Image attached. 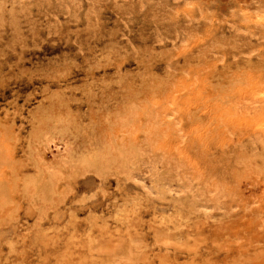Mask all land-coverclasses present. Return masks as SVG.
<instances>
[{
	"label": "rangeland",
	"instance_id": "1",
	"mask_svg": "<svg viewBox=\"0 0 264 264\" xmlns=\"http://www.w3.org/2000/svg\"><path fill=\"white\" fill-rule=\"evenodd\" d=\"M0 264H264V0H0Z\"/></svg>",
	"mask_w": 264,
	"mask_h": 264
},
{
	"label": "bare ground",
	"instance_id": "2",
	"mask_svg": "<svg viewBox=\"0 0 264 264\" xmlns=\"http://www.w3.org/2000/svg\"><path fill=\"white\" fill-rule=\"evenodd\" d=\"M257 10H258V9H257ZM257 10H256V12L259 13V11H257ZM260 12H262V11H260ZM127 225H128V224H127ZM129 229H130V228H129ZM156 232H157V231H156ZM159 232H160V231H159ZM127 234H128V233H127ZM134 234H135V233H134ZM157 234H158V233H157ZM133 237H134V236H133ZM137 237H138V236H137ZM161 238H162V237H161ZM133 239H134V238H133ZM119 240H120V239H119ZM120 241H121V240H120ZM129 241H130V240H129ZM129 241H128V242H129ZM131 241H132V240H131ZM140 241H141V240H140ZM131 243H132V242H131ZM103 244H104V243H103ZM98 245H99V244H98ZM129 245H131V244H129ZM105 247H106V246H105ZM134 247H135V246H134ZM103 249H105V248H103ZM103 249H102V250H103ZM108 250H109V249H108ZM107 254H108V253H107Z\"/></svg>",
	"mask_w": 264,
	"mask_h": 264
}]
</instances>
